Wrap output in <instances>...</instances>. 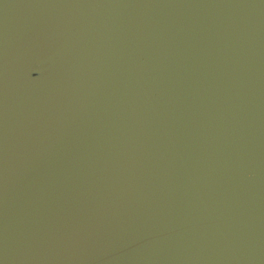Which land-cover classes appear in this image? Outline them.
Wrapping results in <instances>:
<instances>
[{"label":"water","instance_id":"water-1","mask_svg":"<svg viewBox=\"0 0 264 264\" xmlns=\"http://www.w3.org/2000/svg\"><path fill=\"white\" fill-rule=\"evenodd\" d=\"M0 264H264V0H0Z\"/></svg>","mask_w":264,"mask_h":264}]
</instances>
